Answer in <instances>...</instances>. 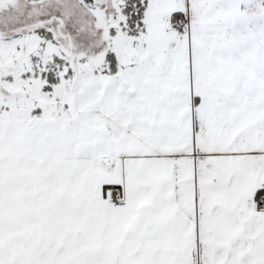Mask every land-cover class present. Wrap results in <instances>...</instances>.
I'll use <instances>...</instances> for the list:
<instances>
[{
  "label": "snow or ice",
  "instance_id": "obj_1",
  "mask_svg": "<svg viewBox=\"0 0 264 264\" xmlns=\"http://www.w3.org/2000/svg\"><path fill=\"white\" fill-rule=\"evenodd\" d=\"M0 264H264V0H0Z\"/></svg>",
  "mask_w": 264,
  "mask_h": 264
}]
</instances>
